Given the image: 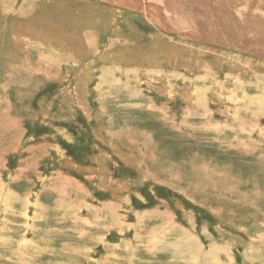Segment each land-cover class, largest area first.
Here are the masks:
<instances>
[{
    "label": "rangeland",
    "instance_id": "rangeland-1",
    "mask_svg": "<svg viewBox=\"0 0 264 264\" xmlns=\"http://www.w3.org/2000/svg\"><path fill=\"white\" fill-rule=\"evenodd\" d=\"M217 5L0 0V264H264V60L178 33Z\"/></svg>",
    "mask_w": 264,
    "mask_h": 264
},
{
    "label": "bare ground",
    "instance_id": "bare-ground-1",
    "mask_svg": "<svg viewBox=\"0 0 264 264\" xmlns=\"http://www.w3.org/2000/svg\"><path fill=\"white\" fill-rule=\"evenodd\" d=\"M111 2L122 4V5L125 3L127 7H131V8L134 7V8L141 9L143 10V12L146 13L147 18H149L151 21L157 20L159 24L166 25V27H168V30H169V27H171L170 26L171 22L172 24L173 23L177 24L176 23L177 15H176L175 9L173 8V5H176L179 3L181 6L185 7V9L189 11L190 10L194 11L195 9H193L191 6L197 7V4L199 3L204 4V5L206 4L207 10H208L207 12H212L215 14V12L218 11L216 10L217 7L215 6L219 4L220 14H217L218 17L215 22L217 29L213 28L211 24L208 22L209 19L213 18V14H209V16H203L202 18L200 16V20L197 18V23H198L197 28L205 32V35L201 34L202 36V37L200 36L201 38L199 37V34L191 35L187 32H178V33L181 36L191 37L195 40H198L199 38V41L206 40L208 42L214 43L215 41L218 40L219 42H217L216 44L219 43L218 45L220 46H223V44H225L229 50L231 49L232 51H234V49H239L241 51L257 55V57L259 56L264 60V20H261V21L260 20H249L246 14H244L246 16L245 21H243L242 19H238L235 16L234 12L231 10L232 8H235V4L237 5V3L234 0H217L215 6L211 0H192L191 2H189V0H171V2L173 3L172 5L169 4L170 0H164L163 5H155L156 2H154L153 0H111ZM257 2H260V1L257 0ZM239 3L241 4V6L244 3L247 4L244 10H246L247 8H250L252 12L257 13V14H262L259 12L264 11V2L262 4L261 3L259 4L260 6H262V8L258 7V5H255L257 4L256 0H242V1H239ZM149 7H152L154 14H150L152 12V9H149ZM167 10H170V12ZM179 11L182 15L186 17L185 20L189 18L190 16H192V12L185 13L181 9ZM239 11L240 12L243 11V8L241 7ZM181 14H178V15L181 16ZM154 15L156 16V18ZM171 17H173L172 21H171ZM194 20L190 19L188 22L189 25L194 27L196 24L195 22L196 20L195 21ZM186 21L185 22L183 21V23L184 24L187 23ZM231 22H234L235 26L232 25ZM238 34H242L246 36L247 39H244L243 41H238L237 37L233 36V35H238ZM255 41L260 42L261 45L255 44L256 43ZM241 46H248L249 48L241 47ZM258 98L259 97H257V99Z\"/></svg>",
    "mask_w": 264,
    "mask_h": 264
},
{
    "label": "trees",
    "instance_id": "trees-1",
    "mask_svg": "<svg viewBox=\"0 0 264 264\" xmlns=\"http://www.w3.org/2000/svg\"><path fill=\"white\" fill-rule=\"evenodd\" d=\"M29 125V124H28Z\"/></svg>",
    "mask_w": 264,
    "mask_h": 264
}]
</instances>
